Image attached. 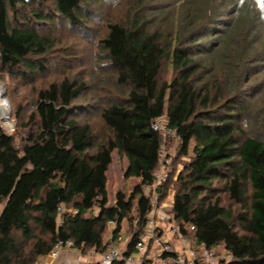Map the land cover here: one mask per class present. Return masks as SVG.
Wrapping results in <instances>:
<instances>
[{"label": "trees", "instance_id": "16d2710c", "mask_svg": "<svg viewBox=\"0 0 264 264\" xmlns=\"http://www.w3.org/2000/svg\"><path fill=\"white\" fill-rule=\"evenodd\" d=\"M47 1L0 0L2 66L46 69L43 56L55 42L41 26L53 22V12L84 26L81 0L68 6L53 0V10ZM148 1L155 0L133 2L124 21H108L99 39L118 81L130 89L127 99L101 109L111 135L96 152H91L90 124L72 116L78 111L73 103L86 88L75 79L64 78L39 92L36 111L25 124L38 126L28 131L23 145L0 124V264H38L58 240L105 254L110 221L116 240L134 210L140 226L124 255L135 252L151 208L142 184L155 180L165 141L152 128L161 115L181 138V154L189 156L176 177L170 171L158 188L163 200L172 194L171 213L181 232L193 244L230 250L233 258L224 264H264V105L252 99L249 53L264 11L254 13V4L248 7L243 0L236 3L240 7L238 14L232 11L231 22L202 21L204 5L179 19L175 31L165 32L157 17L162 9L146 7ZM165 61L173 69L170 81L159 78ZM114 150L129 155L128 174L140 172L142 179L128 200L111 206L104 158ZM220 192L240 206L235 215ZM111 264L127 263L115 259Z\"/></svg>", "mask_w": 264, "mask_h": 264}, {"label": "rangeland", "instance_id": "374dc122", "mask_svg": "<svg viewBox=\"0 0 264 264\" xmlns=\"http://www.w3.org/2000/svg\"><path fill=\"white\" fill-rule=\"evenodd\" d=\"M59 1L62 6H68L76 0ZM81 1V7L85 15L84 26L69 23L65 18L56 16L54 12L51 14L53 22L41 26L45 33L50 32L55 42L54 47L43 56L46 67L44 71L29 72L22 67L9 68L2 66L0 63V124L15 137V142L19 146L24 144L28 131H34L38 126V122L34 123L32 128L25 126V124L29 121L31 113L36 111L39 92L53 82L70 78L86 83V88L82 91L81 96L73 103L74 106L78 107V111L74 112L72 116H77L81 123L90 124L94 135V146L91 152H96L99 145L106 143L111 135L110 129L102 118L101 109L110 101H120L128 97L130 85L118 81V73L108 59L105 58L106 53L101 48L99 39L106 32V23L111 19L124 21L128 9L133 2L138 0ZM193 1L195 6L189 3V0H155L146 2V7H154L153 5H155L162 9V12H158L157 16L161 22L160 28L164 29L165 32H169L175 31L179 19L184 18L187 12L193 14L198 8L205 7L204 5L208 7L207 12L202 16L204 18L201 17L199 20L204 21L214 17V21L231 22L236 18L233 16V12L238 14L240 7L236 8V3L243 0ZM245 1L246 5L247 3L249 5L248 7H250V4H254L253 7H250L253 8L254 13L260 14L261 11H264V0ZM40 2L41 0H35L34 5H39ZM47 6L53 10V0H48ZM46 7L45 9H47ZM204 11H200V14L202 15ZM257 24L258 27L253 32L255 33L254 41L256 45L249 51L254 61L253 66H250L253 77L251 80L253 88L251 90L254 91L252 92V99L259 101L258 105L262 107L264 102L260 99L262 96L264 97V21L259 20ZM173 75L171 65L165 61L160 73V80L170 81ZM162 149L171 159L172 164L168 166V169L172 172V179H174V176L176 177L189 156L181 154V138L179 135H171L165 138ZM129 160L130 157L127 153L118 150H114L104 158L108 175L109 205L111 206L121 205L123 201L128 200L135 187L141 182L140 172L135 175L128 174ZM222 186L223 184H219V187ZM220 195L223 199V205L226 208L232 207L234 215L241 209L225 192H220ZM3 206L4 201H0V213ZM94 212H97V209ZM136 217H138V214L134 210L123 222V230L114 241L113 230L115 224L110 223L105 233V241L110 243L109 250L115 247L122 252L126 250L130 236L140 226L139 222L135 221ZM236 226L237 229H240L238 224ZM31 248V245H27L25 250L30 251ZM222 248L220 246L216 250L219 252ZM70 249H72V252H76V255L69 256L67 259L79 263H96L104 255L96 251L93 252L94 250L85 248L82 251L72 247L63 249L62 254L67 253ZM48 256L50 255L40 257L37 263L45 264Z\"/></svg>", "mask_w": 264, "mask_h": 264}, {"label": "built area", "instance_id": "2783aa9c", "mask_svg": "<svg viewBox=\"0 0 264 264\" xmlns=\"http://www.w3.org/2000/svg\"><path fill=\"white\" fill-rule=\"evenodd\" d=\"M152 128L165 138L178 135L176 129L168 124L165 115L157 117L152 123ZM170 163V157L162 149L155 180L150 184H142L144 193L150 199L151 208L146 215L143 229L139 233L136 251L125 256L124 252L115 247L108 250L100 262L111 264L115 259H124L127 264H224L225 261L233 258V253L225 247L218 252L217 248L209 247L205 243L193 244L188 236L181 232L171 213L173 199L171 197L167 200L161 199L158 191L160 184L169 177ZM58 209L66 210L63 205H60ZM69 211L76 213L78 210L69 209ZM135 221L140 222V217H136ZM110 223L115 224L113 221ZM72 245V240H58L54 249L49 253L52 261H55L53 264L79 263L62 256V250Z\"/></svg>", "mask_w": 264, "mask_h": 264}, {"label": "crops", "instance_id": "0c3cea01", "mask_svg": "<svg viewBox=\"0 0 264 264\" xmlns=\"http://www.w3.org/2000/svg\"><path fill=\"white\" fill-rule=\"evenodd\" d=\"M72 249H70L67 253H64V254H62V256L65 258L66 256V258H68L69 256L71 257V256H74V255H76V252L74 253V252H72L71 251ZM74 253V254H73ZM53 262H55V261H52V258L50 257V256H48L47 257V259H46V262H45V264H53Z\"/></svg>", "mask_w": 264, "mask_h": 264}]
</instances>
